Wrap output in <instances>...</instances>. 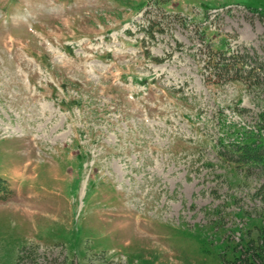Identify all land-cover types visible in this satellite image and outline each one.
<instances>
[{
    "label": "rangeland",
    "instance_id": "1",
    "mask_svg": "<svg viewBox=\"0 0 264 264\" xmlns=\"http://www.w3.org/2000/svg\"><path fill=\"white\" fill-rule=\"evenodd\" d=\"M0 178V264L242 263L264 0H0Z\"/></svg>",
    "mask_w": 264,
    "mask_h": 264
},
{
    "label": "trees",
    "instance_id": "2",
    "mask_svg": "<svg viewBox=\"0 0 264 264\" xmlns=\"http://www.w3.org/2000/svg\"><path fill=\"white\" fill-rule=\"evenodd\" d=\"M236 55H230L228 59H220L219 62H217V66H220L221 68H226V72L230 71L232 72L238 65L239 63H241L240 59L241 56L236 52ZM215 66V63H214ZM248 67V71L252 72L255 70V64L254 66L251 64L247 65ZM235 78H231V80H233ZM10 195H12L11 190L9 189V186L7 184V182L3 179L0 178V201L3 200H7ZM264 247L259 246L258 248H256L255 250H251L250 254H248V257L245 258V260L242 262L243 264H264V253H262ZM237 262H239V264H242L240 261V258L236 259Z\"/></svg>",
    "mask_w": 264,
    "mask_h": 264
}]
</instances>
